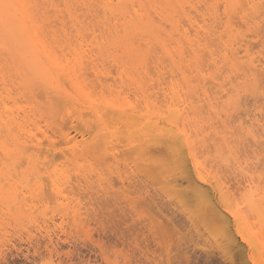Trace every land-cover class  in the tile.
Listing matches in <instances>:
<instances>
[{
    "label": "bare ground",
    "instance_id": "6f19581e",
    "mask_svg": "<svg viewBox=\"0 0 264 264\" xmlns=\"http://www.w3.org/2000/svg\"><path fill=\"white\" fill-rule=\"evenodd\" d=\"M36 1L38 0H6L7 3H12L16 6L0 11V57L5 60L0 61V63H4V66L2 64L0 66V84H2V87H0V135L5 126L8 125L5 124L6 121L7 123L11 122L18 125L20 132L25 131L23 130L26 127L24 123L25 125L28 123L30 129L23 132L25 133V137L15 138L14 145L16 144L18 147H16V155L20 157L17 158L23 157L31 165V170L27 171V178L30 177L29 180L35 178V183L32 187L28 188L26 184L21 190L18 184L16 186V182H13L10 178H5L6 182L0 183V195L5 196L4 199L7 196L17 203V199L20 196H23L22 198L25 200V194L30 193L28 195L34 196L39 202L46 200L45 205L48 206L51 203L48 200L51 192V198L61 207V211L68 213L71 210V212L73 211L77 215L81 210L80 204L74 203L73 198L72 201L69 199L70 197L66 193L69 191L66 188L70 185L67 186L65 184L67 187L64 185V181H67L65 180V175L69 173L66 171L64 175L63 172L64 178L62 177L63 175L61 176L62 178L59 177L56 172L53 174L55 178L50 174L53 179L47 175L52 181L45 175L50 182L44 184L41 180L44 178L42 174L46 173V168H50L45 165L47 160H41L44 158L41 155L46 156L48 153L52 155L53 150L56 149V143L59 145L64 143L67 148V152L65 153L64 151V156L66 157L67 154H69V157L71 156L70 160L76 166L75 170L78 171V177L82 181H85L84 185L90 184L92 180L90 181L89 178L94 177L97 179V186H99L98 181H101L100 186L104 185L103 180L112 173H116L117 175L114 174V176L119 177V179L114 177L113 180L116 178L118 180V182L116 180L117 183L120 181L124 183L123 176L125 175L126 177L124 173L126 171L123 174L122 170H119V167L117 169L114 166V161L119 156L120 158L123 156L120 160L125 159L127 161L129 158V161H131V185L140 190L144 195L138 203L143 204L145 207L147 206L151 210L153 209L162 218L160 220L155 219L156 221L151 219L147 223V219L140 221V224H144L143 229H146L145 231L149 232L155 238L154 240L160 241L159 238L161 236L163 238V236L167 235L169 238H165L170 241L169 239H172L170 233L174 230V236L178 232L184 236L189 235V237L194 233L200 236L206 233L211 235L210 237L214 241L217 235L215 229L218 225L222 224L235 238L233 241L235 251L232 259L241 262H258L261 259V228L264 226L262 225L264 217L261 215L262 210H264V186L258 183L262 182L261 173H258L259 166L257 170L252 168L253 166L248 164L249 156L243 154L246 157L245 159L244 156L238 154L237 148L232 146V144L230 145L229 138H226L227 132L221 131L222 134L218 136L220 131L214 127V123H210L208 124L209 126L206 125L205 127L203 125L202 114L203 109H205L207 114L216 117L221 113L218 110V106L222 104H225V106L231 103L235 104L238 100L240 94L238 91L239 85L237 89V86L235 87L234 84L232 85L229 82L231 76L234 79L233 75H222V71L219 73L220 67L226 68L227 66L226 70H236L240 73L237 74L241 75L250 84L251 80L245 74V68H258L260 65V58L249 55L248 40L246 41L243 38H240L239 41L231 40L232 37L223 40L224 36L221 37L222 34H220L218 37H212L213 40L214 38L215 40H220L221 45H217L219 49L214 51L210 48L209 42L212 43L213 41H208V39L217 32L216 29L218 28L214 30L217 24L212 29L207 28V25H209L207 19L212 21V24L218 23L219 18L222 17H220L221 14H218L222 12L218 11V5H228L226 9L223 7L224 21L221 18L218 24H221L224 32L229 33L235 30L236 26L234 27V23L238 22L236 19L239 20L238 24H240V21L244 22V24H250L254 21L252 18H258L259 14H256V17H252V13L256 11L259 1H261V6L264 2L262 0H205L202 2L205 6L203 7L202 4L197 6L194 0H59L62 3L57 4L55 2L57 0H44V4L55 9H49L50 11H47L48 16H50L49 12H57L54 15L56 17L54 22L52 19L48 20L51 16L47 17L45 15L46 11L42 12L40 8L32 7V5L38 3ZM41 4L43 5V3ZM58 4L64 5L66 14L62 13L64 10H57L59 9L57 7ZM99 5H104V7H98ZM82 10L83 12H80ZM98 11L102 14H95ZM259 11L261 14V8ZM100 17L106 20L103 21L102 19L101 21L103 22L98 24L102 27L98 28L95 22H98L101 19ZM198 17L202 18L198 20ZM51 20L54 24H52ZM87 20H89L87 22L89 24L85 23ZM260 22L257 23L260 25ZM212 24L210 25L212 26ZM254 25L259 30V27H256V24ZM96 27L98 30L102 28L104 30L108 29L112 33V41L111 39L109 40V47L114 50L112 52L113 60L121 67L123 66L124 71L127 66L130 67L129 65H131L132 72H134L131 74L130 82L135 89V92H133L136 99L135 102H133L134 99L133 101L131 99V102L128 101V97L122 94V90L117 91L114 89L115 85L113 83V88L110 87L111 84H107L110 78L109 73H112V71H108V73L105 71V67L101 68L97 66L94 52L90 53V55L84 54L86 46H92V49L96 48L97 52H102L103 50L105 52L107 50V47L104 49L102 45L98 46L102 41L96 40L98 36ZM168 27L169 29H167ZM252 31L254 30L252 29ZM73 33H76V35ZM89 35H93V41L90 44L87 40V36ZM103 35L102 38L107 37V35ZM212 38L210 39L212 40ZM248 38L250 40V37ZM250 43L254 42L250 41ZM151 44H155L161 49L162 54L170 61V65H173L178 71L177 73L174 69L177 73L174 74L175 71H171V66V68L169 67L168 76H165L162 69L156 71L158 88H156V85L155 87L152 86L156 84L154 80L155 83L151 85L147 83L146 78L143 76V73H146L144 68L147 67V62L151 60L148 58L152 53L149 54V52L153 49L150 46ZM172 44L176 45L174 47L176 55L172 52ZM147 58L149 61H147ZM218 60L221 61V66H218ZM156 62L159 66V62L161 61L157 58ZM113 66L115 67L116 65L113 64ZM81 67L82 71L78 72L77 69ZM115 68H118V66ZM225 68L223 69L224 71ZM150 70H147L148 74ZM209 71L210 75L207 76ZM119 73H116L118 77ZM252 75L254 76L255 73H252ZM177 76H180V79ZM228 77L229 81H226ZM167 78L170 79L168 82L166 81ZM220 78H223L224 81L218 82ZM148 79L152 80L153 77L149 76ZM193 79H197L202 83L206 79L207 81L211 79V81H214L219 86L216 90L217 94H223L217 96L216 93H213L215 95L212 97V94L208 93L207 87L205 88V83L202 86L195 85L192 82H196L197 80ZM37 80L44 83L52 91L63 94L67 103L62 108H54L44 104V94L47 99V92L41 93L38 89L34 88V83ZM110 81H112V77ZM206 83L208 84V82ZM11 85H17L16 87L19 89V92L16 94L18 96L20 95L30 100L29 104L31 108L28 106L29 110H22L19 107L13 108L14 106L11 107L12 105H9L11 103L10 100H14L15 96L13 95L15 92L12 91ZM225 86L227 87L224 88ZM107 88L110 92L109 96L105 95ZM97 89H99V93L95 91ZM227 94H229L227 100L221 101V98H224ZM41 96L44 98L41 99ZM16 99L18 98L16 97ZM219 99L221 100L218 102L217 100ZM31 103H34V105L31 106ZM230 106L228 108H231ZM226 110L228 112V109ZM262 110L259 108L261 115H263ZM40 119H43L47 127L51 128L52 132L56 134L54 136L55 140L56 136L59 137L57 142L48 133L49 131L47 132L45 129V131L41 130L39 125ZM21 122H24L23 129H21ZM223 124L221 126H224ZM251 125L257 126L260 129L264 127L261 124V119L256 117L251 119ZM208 129H212V132L208 133ZM253 131L256 130L254 129ZM259 132L261 133V131ZM262 132H264V129ZM213 134L217 136L215 138H221L223 141L219 142V144L207 142L210 139L212 140ZM157 138H159V142ZM255 141H258V139L255 138ZM2 143L3 141L0 142V151L5 157L12 158V151L7 148H1L3 146ZM11 145L14 146L12 143ZM50 145H52L51 148ZM60 155L62 156V154ZM61 156L60 159L64 157ZM165 156L171 158L167 164L163 163ZM209 161L211 164H209ZM53 162L50 161V163ZM126 164L128 166V163ZM176 164L180 166L181 170L179 172L175 171L174 165ZM85 165L89 166L88 169ZM127 166L126 168H128ZM223 166L226 169V173L229 172L230 174H235V176L232 175L231 178L228 176L229 174L226 175L225 173V175H220V168H223ZM1 167L2 169L4 168L3 166ZM249 168H251V171H249ZM10 169L12 171V168ZM105 169L111 173L110 175L108 173L109 176L106 175L107 172L106 174L103 173ZM225 169L222 171H225ZM73 175L71 176V180L73 179ZM0 179L3 180V177H0ZM113 183L115 184V182ZM113 183L110 185H113ZM127 184L124 183L126 186ZM4 186L7 188H4ZM79 186L82 187V184L79 183ZM201 198L207 199V207L203 211L194 212L193 207L194 205L198 206ZM229 203H232L236 208V214H234L233 208L226 207ZM23 204L21 202L20 207H23ZM143 205L141 206L143 207ZM10 206L13 207V204ZM131 208H133V205ZM178 212L185 218L186 224L184 229L188 233L184 232V234L179 227V230L177 229L176 231L175 229L177 227L176 214ZM237 215L239 219H237ZM50 220L51 218H46L44 223H48ZM77 220L79 219L77 218ZM144 221L145 223H143ZM184 223L181 224L184 225ZM177 224L180 225L178 222ZM49 228L51 227L47 224L45 226L46 235L49 241L52 242L53 235ZM237 229H243L247 232L251 237V242L245 243L243 239H240V233L237 232ZM192 230L194 231L193 233H191ZM158 235L159 238H156L155 236L158 237ZM151 253L155 254L156 251L154 250ZM185 253L186 251L183 255L186 257ZM167 256L170 255L168 254ZM154 260L152 259V264H155L153 263ZM155 261L157 262V259Z\"/></svg>",
    "mask_w": 264,
    "mask_h": 264
},
{
    "label": "rangeland",
    "instance_id": "374dc122",
    "mask_svg": "<svg viewBox=\"0 0 264 264\" xmlns=\"http://www.w3.org/2000/svg\"><path fill=\"white\" fill-rule=\"evenodd\" d=\"M40 1H42L41 3H43V5L40 3ZM194 1L196 2L197 6L198 5L200 6V4H202V5L204 4L202 2L205 0H197V1L194 0ZM262 1L264 2V0H262ZM36 2H38L40 5H42L43 8L41 7L40 9L42 10V12L46 11L45 15H47V13H48L47 11H50L49 9H51V8L54 9V7H51V6L48 7L47 4H44V0H38ZM55 2H56V4L62 3L59 0H57ZM260 2L261 1H259V3H258L259 5L257 4L258 6H256L257 7L256 11L252 13V17H254V16L256 17V14H259L260 18H259V15H258L259 19L257 17H256L257 19L250 17L254 20L250 24H244V22H242V21H240V24H238L239 20L236 19V21H238V22L234 23L235 24L234 27L236 26L235 30L232 32L230 31L229 33L224 32L223 31L224 28L221 26V24H218L221 18H222V21H224V17H223V13H222L224 8L219 7L218 11L219 12L222 11V12L218 13V14L219 15L221 14L220 17L221 16L222 17L219 18L218 23L216 22V23L212 24V21L207 19V23H209V25H207V28L212 29V28H214V26L216 24L218 25V27L216 25L214 28V30L216 28H218V29H216L217 32L215 34H213L211 37H209V39L212 37H218L220 34H222L221 37L224 36L223 40H226V39L232 37L231 40L239 41L240 38H243L246 41L248 40L247 46L249 47V49H248L249 55L260 58L259 50L256 49L255 47H253V46H255L254 43H256V41L258 40V37H259V34H257V33H259L258 31L261 28V22L264 21V17H263V15H261L262 13L260 14V11H259L260 8H261V11H264V8H262V6L260 5L261 4ZM262 4H264V3H262ZM58 5H60L61 7ZM58 5H57V7L59 9H57V10H60V11L64 10L63 4H62L63 6L61 4H58ZM203 7H205V6L203 5ZM258 8H259V10H257ZM257 11H259V12H257ZM80 12H83V10ZM53 13H55V14H53ZM62 13L66 14L65 10L62 11ZM97 13H99V11L96 12L95 14H97ZM52 14H53V16H52ZM56 14H57L56 11H54V12L52 11L51 13L49 12V15L51 16V18H48V20L49 21H50V19H52L53 21L56 20V17H54V15H56ZM99 14H102V13H99ZM50 16L47 15V17H50ZM101 17H102V15H101ZM201 18L202 17H198L197 19L200 20ZM102 19L103 18L99 19V21H98L99 23L95 22V24H97L98 28L102 27L98 24H100L104 20H106V19H103V21H101ZM52 20H51V22H52ZM54 22H52V24H54ZM87 22H89V20H87L85 23H87ZM257 22L258 23L260 22V25ZM93 23H94V21H93ZM87 24H89V23H87ZM210 24H212V26ZM254 24L257 25L256 27H259V30L257 28H255ZM239 25L241 28L239 27ZM97 27H96V29H97ZM250 27H251V29H250ZM167 29H169V27ZM252 29L254 31H256L257 33L256 32L254 33V31H252ZM97 30H96V32H97L98 36L96 37L97 38L96 40L99 42L102 41V43L100 42L101 44L98 42L99 43L98 46L102 45V47L104 49L107 47L106 48L107 50L105 52H104V50L103 51L101 50L102 52H97L96 48L92 49V46H88V47L86 46L84 48L86 50V52L84 54L90 55V53L94 52V55L96 56V57L94 56V58H95V62H97L96 63L97 66L101 67V68L105 67L104 69L107 72L112 71V73L108 72L110 78H109V81L107 84H109V85L111 84L110 85L111 88H113L112 85L114 84L115 85L114 89H116L117 91L122 90L121 91L122 94L124 96L128 97L127 98L128 101H130L131 99L133 101V99H134L133 102H135L136 99H135V96L133 93V92H135V89L130 82L131 81V74H133V72H134V71L132 72L131 65H129L130 67L127 66L126 70L124 71L123 70L124 67L123 66L121 67L120 65L117 64V62H115V60H113V56H112L113 53L112 52L114 50L110 49V47H109V45H110L109 40L111 39V41H112V38H111L112 33L108 29L104 30V28L99 29L98 31ZM100 30H101V32H100ZM102 32H104V33H102ZM252 32H253V34H252ZM99 34H100V36H99ZM102 35L103 36L107 35V37L105 36L104 38H102ZM215 35H217V36H215ZM89 36H87L88 39L87 38L86 39L88 40V43L90 44L91 41H93V35L92 36L89 35ZM245 36L250 37V40L248 37H245ZM237 37L239 38L238 40H237ZM246 38H248V39H246ZM98 39H100V40H98ZM209 39H208V41H211V42L213 41L212 42L213 44L209 42V47L212 48L214 51H217L219 49V47H218L219 44L221 45L220 40H218V39L215 40V38H214V40H213V38H212V40L211 39L209 40ZM250 41H253L254 43H250ZM248 43H249V45H248ZM250 44L253 46H251ZM150 46H152L151 48H153L154 50L151 49L152 51L149 52V54L152 52L150 57H148L151 60L149 61L147 58V61H149L146 64L148 69L145 66L146 68H144V70L146 71V73H143V76L146 78L147 83H149L151 85L156 82V84H153L152 86L155 87V85H156V88H158L157 72L156 71L162 69L163 73H165V76H168L171 67H172L171 71H175L176 69L173 67V65H170L171 64L170 61L162 54L161 49H159L155 44H153V45L151 44ZM175 46H176L175 44H172V52H174ZM119 54H121V53H119ZM173 54L176 55L175 52ZM103 55L104 56L106 55V56L104 57ZM151 56H153L155 59ZM98 58L99 59L101 58L100 59L101 61ZM104 58L105 59L107 58V59L105 60ZM152 58L154 59V61ZM157 58H159V60L161 61V62H159L160 67L157 65L158 64L157 63L158 61L156 62ZM177 58H178V56H177ZM85 59L87 60L86 57H85ZM111 59H112V61H111ZM0 61L2 62L5 60L2 59V57H0ZM103 61H106V62L108 61V62L106 63ZM218 62H219L218 66H221L222 65L221 61L218 60ZM8 63H9V61H8ZM112 63L114 65H116L115 67L118 66V68H115ZM1 64L4 66V63H0V66H1ZM9 64H11V62ZM102 64H103V66H102ZM106 66L108 69L106 68ZM163 66H165V68H163ZM220 68L221 69H220L219 73H221V71H222L223 72L222 75H230V76L233 75L234 76V79L231 76L230 81H229L230 76L227 79L226 78L225 79H226V81L228 80L232 85L234 84L235 87L237 86L236 87L237 89L240 87L238 89V91L240 93L238 96V99L240 97H244L243 103L241 105H238V104H236L237 103L236 102L235 104H232V103L229 105L226 104L227 106H225V104L218 106L219 109H218V107H217V109L221 113H219V115L216 117L213 115L207 114V111L205 109H203L204 110L203 114H202L203 125L206 127V125H208L210 123H214V127H216V129L218 131H220L218 136H220L222 134L221 131L227 132L226 138H229L228 141H229L230 145L232 144V146L237 148L236 150L239 151L238 152L239 155L240 154L242 156L247 155V156H249L250 159L251 158H257V156L260 155V152L258 149L259 141H261L260 134L262 133V131L264 129V127H263L264 126V120H263L264 119V97H261L259 90H257V89L255 90L253 87L250 86L251 83L250 84L247 83L246 80L244 78H242L241 75L239 76L237 74L239 72H237L236 70H233V71H231L230 69L226 70L227 66H226V68L225 67H220ZM224 68H225V71L223 70ZM121 69H122V71H124L123 73H121L122 72ZM146 69L148 71L151 69L149 74L147 73L148 71ZM176 71L174 72V74L178 73V71H177V73H176ZM116 73L120 74L119 77H118V74H116ZM123 74H124V76H123ZM209 75H210V71L207 74V76H209ZM149 76L153 77V79L152 80L148 79ZM111 77H112V81H110ZM116 77H117V79L115 80ZM177 77H178V79H180V76H177ZM209 78H211V77H209ZM118 79L120 82L118 81ZM211 79H208L210 82L207 81V79H206L203 83L197 79H193V80H195V81L197 80V81L192 82V83L195 85L198 84L199 86H202L205 83L204 86H205V88L207 87L206 89L208 90L209 94H212V97H214V95H215L213 93H216L217 96L223 94V93H220L219 95L217 94L216 90L219 88V86H217L218 84H216L214 81H211ZM220 79L218 80V82L224 81L223 78H220ZM168 80H170V79L167 78L166 81L168 82ZM113 81H115V82H113ZM206 82H208V84ZM180 83L182 85H184V83L182 81H180ZM208 85L210 86L211 90H210V88L208 89V87H209ZM238 85H239V87H238ZM16 86L17 85H14V86L11 85V88H13L12 91L15 92V93H13V95H15V96H14V100H12V101L10 100L11 103H9V105L10 106L12 105L11 107L14 106L13 108L19 107L22 110L23 109L29 110L31 108L30 104H29L30 100L25 99V98L21 97L20 95L18 96L17 94L19 92V89ZM0 87H2V84H0ZM226 87L227 86H225L224 88H226ZM242 88H244V89H242ZM185 89H186V87H185ZM116 90H114V91H116ZM243 90H245V91H243ZM95 91H97L99 93V89H97ZM105 92H106L105 95L109 96L110 92H109L108 88H107V91H105ZM115 93H113V94H115ZM255 93H257L259 96ZM244 94H245V96H244ZM228 95L229 94L225 95L224 98L222 97L221 98L222 100L219 99L217 101L218 102L220 100L226 101L227 98L229 97ZM42 96L40 98L43 99L45 97V99H43L45 101L46 100L45 94H44L43 98H42ZM16 97L18 99H16ZM256 98L257 99L259 98V99L257 100ZM38 99H39V97H38ZM14 101H15V103H14ZM40 101H42V100H40ZM42 103H44V102L42 101ZM32 105H34V103H31V106ZM237 105H238V107H237ZM228 106H230L231 108H228ZM259 108L263 109L262 110L263 115H261V113L259 112ZM226 109H228V112ZM235 109H236V111H235ZM205 111H206V113H205ZM253 117L261 119V124L263 125L262 126L263 128L260 129L257 126L254 127L251 125V119ZM215 121H218V122H215ZM223 122H224V124H223ZM227 122H228V124H227ZM23 123L24 122H21V125H22L21 129H23L24 126H26V127H24L23 130L27 131L28 129H30V126L28 125V123H26V125L24 123V126H23ZM39 123H40L39 125H40L41 130L45 129L47 132L49 131L48 133L50 135H52V137L54 139L55 138L54 136L56 134L54 132H52L53 130L51 128L47 127L45 121L43 119H40ZM246 123H248V124H246ZM5 124L6 125L8 124L9 126L8 125L5 126L6 130L3 129L5 131L2 130V132H1L2 136L0 135L1 136L0 140L1 139L2 140L0 142L3 141V143H2L3 146L1 148H4V149L7 148V149L11 150L13 156H12V158H7L0 151V153L2 154V155L0 154V177L1 178L3 177V180L0 179V183L3 184L6 182L7 178H10L13 180V182H16V186L19 185L20 188L19 187L18 188L20 190L26 184H27V187L30 188L35 183V178L30 179L31 182H29L30 177L27 178V176H28L27 171L31 170V165L28 163L27 159L24 158L25 159L24 160L23 157L19 158V159L17 158L20 156L16 155V153H17L16 147L17 146H16V144L14 145L15 138H21L22 136L25 137V135H24L25 133H23L25 131L20 132V130H19L20 127L18 125L12 124L11 122L7 123V121H6ZM222 124L224 126H221ZM249 124L251 125L252 128L250 127ZM9 128H11V129H9ZM212 129H208L207 130L208 133H211ZM227 129H229V130H227ZM254 129L256 131H253ZM209 130H211V131H209ZM258 130L261 131V133ZM7 131H8V134H7ZM228 131L229 132L231 131V132L229 133ZM255 132L259 136L256 135ZM19 133H20V135H19ZM250 133H251V135H250ZM253 135H254V137H253ZM7 137H9V138H7ZM215 137H217V136L216 135L214 136V134H213L212 140L210 139L207 142H209L210 144H212V143L219 144V142L223 141V140H221V138H215ZM58 138L59 137L56 136V140L54 139L55 142H57L59 140ZM255 138L258 139V141H255ZM214 139H215V141H214ZM4 140H6V141H4ZM235 141H237V142H235ZM5 142H8V143L5 144ZM11 143L15 147L12 146ZM56 145L58 146L59 144L56 143ZM62 145L64 146L63 147L64 150H62L63 149ZM62 145H59L58 147L56 146V149L53 150V152L51 151L52 155L49 153L46 154V156L48 158L44 155H41L42 157H44L41 160H43V161L47 160V163L49 162L48 163L49 165L47 163L45 165H47L46 167L50 168V169L46 168V173L42 174V176L44 178L41 180L44 184H47L48 182L52 181L53 178H55L53 175V174H55L54 172H56L57 175L59 177H61L63 175V172L65 175L66 171H67L69 173V174H67L69 177L67 175H65L66 176L65 180H67L68 182L64 181V185L66 184L67 186L68 185H70V186L67 187L65 185V187H67L66 190L69 191L66 193L70 197L69 199L71 201L73 198V200L75 201L74 203L80 204L79 206H80L81 210L79 211V213L77 215H75L76 213H73V211L71 212V210L68 211V213H66L65 211H61L60 210L61 207L58 206L56 204V202L51 198L52 197L51 192H50L49 197L52 200L50 198H48V200H50V202H51L48 204V206L45 205L46 200H43L44 202L43 201L39 202L34 196H32V195L29 196L28 194H30V193L25 194V196H26L25 200H23V198H22L23 196H20L19 199H17L18 200L17 203L12 201L7 196H6V199H4L5 196L3 197V195L2 196L0 195V262H3V264H36L37 261H40L41 264H44V262H47V264H60V262H61V264H66V262H71V264H75L76 261H79L80 264H96L97 261H101V262L108 261L109 264H152L151 261H152V259L154 260V257H155L157 259V262L155 261L156 259L153 261V263H155V264H209V262L212 260L220 259V256L218 254V250L213 248V245H212L213 244V241H212L213 238L211 239V237H210L211 235H209V234L205 233V234H203V236H200L197 233H194V234L190 235V237L192 236L190 238L189 235L184 236L182 233H181L182 234L181 235L178 232L179 235L175 234L176 236L178 235L176 237V236H174L175 231L173 230L172 231L173 235H172V233H170V236L172 237L173 241H171L172 239H169L171 242L168 241V239L165 238V237L169 238V236H167V235L163 236L164 239L162 238V236H161L162 239L159 238V235H158V237L155 236L156 238H159L160 241L162 240L161 243H159L160 242L159 240H157V241L154 240L155 238L152 237L149 232L147 233L145 231L146 229L145 230L143 229L144 224L143 225L140 224V221L147 219L146 220V223H147V221L150 222L151 219H153V221H154L155 219L160 220L162 218H160L159 215H157V212L154 211L153 209H152L153 210V212H152V210L150 208H148L147 206L145 207L143 204L138 203V201L140 199H142L144 195L140 190H137L136 188H134V186L131 185V178H130L131 177V168H130L131 167V161H129L130 160L129 158L127 161L125 159L120 160L123 158V156H122V158H120V156H119L120 154H119L118 158L120 161L117 158L118 161L116 160V162H118V163L115 164V168H117V169L120 168L119 170L120 171L122 170L121 171L122 173L124 171H126V172H124L126 174V177L124 175L123 176L124 179L123 178L122 179L124 180L125 184H127L129 182L127 184V186L124 185V183L122 181H120L122 179H120L119 180L120 182L117 183L118 180L116 178L119 179V177L114 176V174H116V173L111 174L107 171V169H105L103 171V173L106 174V172H107L106 175H108V173H109V175L111 174L110 176L112 178L108 175L109 176V177H107L108 179L107 178L104 179V180L107 179L108 182L106 180L105 181L106 184H105V182L103 180L104 185H102V186H100L101 181L100 182L98 181L99 186H97V179H95L94 177L89 178V180L90 181L92 180V181L91 182L89 181L91 185L89 183H88V185L86 184L88 186L87 187L86 185H84L85 181H82V179L80 177H78L79 176L78 171L75 170L76 166H75V164H73L74 162L70 160L71 156L69 157V154H67L68 157L64 156L65 153L67 152V148H66V145H64V143H62ZM10 146H12V147H10ZM64 151H65V153H64ZM60 154H62V156ZM56 156H58V157H56ZM60 156L61 157L64 156V157L60 159ZM205 156L207 157L206 154H205ZM242 156H241V159L243 158ZM54 157H56L57 159ZM125 158H127V157H125ZM20 159H21V161H19ZM49 159L51 162H53V159H54V162L50 163V161H48ZM245 159H246V157H245ZM4 160H6V161H4ZM124 160H125V163H124ZM126 163H128V166ZM125 164L128 168H126ZM209 164H211L210 161H209ZM1 166H3L4 168L2 169ZM14 166L17 168L15 169ZM85 166H87V169H88L89 166L88 165H85ZM251 166H253L252 168H254L256 170L258 168V165H251ZM10 168H12V171ZM54 168H55V170H54ZM216 168H218V167H216ZM85 169H86V167H85ZM224 169H225L224 166H223V168H220V170H221L220 175L221 174L222 175H225V174L228 175L229 174L228 176L231 178H232V175L235 176V174H230L229 172L226 173V169H225V171H222ZM47 170H48V172H49V170H51V171L48 173ZM68 170H71V171H68ZM15 171H16V173H15ZM76 171H77V173H76ZM258 173H261V170L259 168H258ZM3 174H5V175H3ZM50 174L53 175L52 176L53 178L51 177ZM72 174H74V175H73V179L71 180ZM45 175L50 176V178H52V179H49L47 176V178L50 180L49 181L45 177ZM64 175L62 176L63 178H64ZM12 177H14V178H12ZM104 177H106V176L104 175ZM114 177H116L115 180H113ZM125 178H127V179H125ZM237 178L240 179L239 177H237ZM12 180H10V181H12ZM43 180H45V181H43ZM110 180H111V182H110ZM116 180H117V182H116ZM113 182H115V184ZM79 183L82 184V187L79 186L80 188L78 187ZM112 183L114 186L110 185ZM258 183H261V185L264 186V181L258 182ZM129 184H130V187H129ZM4 188H7V187L4 186ZM125 190H126V192H125ZM24 192H26V190H24ZM32 197H33V201H32ZM53 198H54V196H53ZM6 200H8V201H6ZM34 200H35V202H34ZM21 202L24 203L23 207H20ZM36 202H38V203H36ZM12 204H13V207L10 206ZM132 205H133V208H131ZM141 205H143V207ZM10 207L12 208V210ZM16 207H17V209H16ZM149 210H151V211H149ZM176 215H177L176 221L180 224V225H178L176 222V225H177V227L175 228L176 231L179 227L181 232L183 231V233L184 232L188 233V231L184 229L185 224H186V221L184 220L185 219L184 216H182L179 212ZM75 216H76V218H75ZM156 217H158V218H156ZM46 218H51L50 222L48 221V223H44ZM77 218L79 220H77ZM183 222H185L184 225L181 224ZM143 223H145V221ZM47 224L50 225V227H51L49 229L51 230V234L53 235L52 236V238H53L52 242L49 241V238L46 235L45 226ZM193 232L194 231L192 230L191 233H193ZM174 238H176V239H174ZM161 246H164V247H161ZM153 249L156 251L155 254L151 253L154 251ZM169 251H171V252H169ZM185 251H186V253H185L186 257H185V255H183ZM167 253L170 256H167L168 255ZM153 254H154V256H153ZM158 254H160V255H158Z\"/></svg>",
    "mask_w": 264,
    "mask_h": 264
},
{
    "label": "snow or ice",
    "instance_id": "6c2138e0",
    "mask_svg": "<svg viewBox=\"0 0 264 264\" xmlns=\"http://www.w3.org/2000/svg\"><path fill=\"white\" fill-rule=\"evenodd\" d=\"M16 5L12 3H7L6 0H0V11H3L4 9L15 7ZM34 8H41L42 5L39 3L32 5ZM98 7H104V5H99ZM218 7H224L225 9L228 7V5H218ZM238 7V5H237ZM262 8H264V4H262ZM262 15H264V11H262ZM76 35V33H73ZM70 39V37H69ZM255 48L259 50L260 53V65L259 67H253L251 69L245 68V74H247L251 80V87L258 89L261 97H264V21L261 22V28L259 32L258 40L255 43ZM78 72L82 71V67L77 69ZM95 71V69H93ZM252 73H255L253 76ZM34 88L38 89L41 93L47 92V99L45 100L46 105H50L52 107H60L62 108L66 103L67 100L63 96V94L52 91L50 88L46 87L44 83L37 80L34 83ZM43 98V97H42ZM244 97H241L237 100V104L241 105L243 103ZM261 136V142L258 145V149L260 152V155L258 158H251L248 160L249 165H258L259 169L261 170V179L264 181V132L260 134ZM159 142V138H157ZM52 145H50V148ZM58 147V146H57ZM170 157L165 156V159L163 160V163L167 164L170 161ZM103 163V161H101ZM118 163L114 161L115 164ZM175 171L179 172L180 166L179 164L174 165ZM249 171H251V168H249ZM207 183V181H205ZM207 207V199L201 198L198 202V206L194 205L193 211H203ZM228 208H233L234 214H236V208L232 203H229L226 205ZM262 217H264V210L261 212ZM237 219H239V216L237 215ZM262 225H264V221H262ZM217 235L213 241V248L218 250V254L220 256V259L212 260L209 262V264H264V226L261 228L262 233V240L261 244L262 247L260 249V256L261 259L253 262L249 261H239V260H233L232 255L235 251V245L233 243L234 237L229 233L227 229L223 227V225H218V227L215 229ZM237 232L240 233V239H243L245 243L251 242V237L248 235L247 232H245L243 229H237ZM238 243V241H237ZM254 246V245H253ZM0 264H3V262H0ZM36 264H41L40 261H37ZM44 264H47V262H44ZM66 264H71V262H66ZM75 264H80L79 261H76ZM96 264H109L108 261H97Z\"/></svg>",
    "mask_w": 264,
    "mask_h": 264
}]
</instances>
